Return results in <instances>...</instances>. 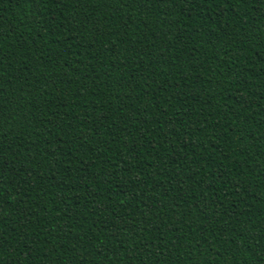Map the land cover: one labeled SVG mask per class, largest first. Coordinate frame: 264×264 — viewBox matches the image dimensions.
Instances as JSON below:
<instances>
[{
	"label": "trees",
	"instance_id": "obj_1",
	"mask_svg": "<svg viewBox=\"0 0 264 264\" xmlns=\"http://www.w3.org/2000/svg\"><path fill=\"white\" fill-rule=\"evenodd\" d=\"M0 264H264V0H0Z\"/></svg>",
	"mask_w": 264,
	"mask_h": 264
}]
</instances>
